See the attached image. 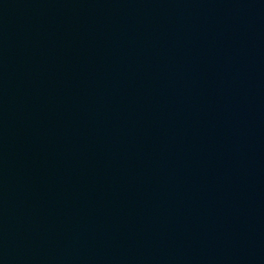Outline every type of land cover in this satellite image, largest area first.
<instances>
[{"label": "water", "instance_id": "water-1", "mask_svg": "<svg viewBox=\"0 0 264 264\" xmlns=\"http://www.w3.org/2000/svg\"><path fill=\"white\" fill-rule=\"evenodd\" d=\"M198 0H0V264H221Z\"/></svg>", "mask_w": 264, "mask_h": 264}]
</instances>
